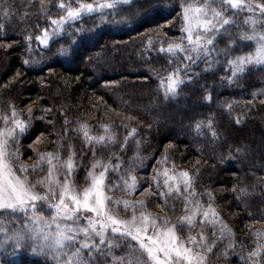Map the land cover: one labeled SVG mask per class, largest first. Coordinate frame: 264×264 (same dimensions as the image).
<instances>
[{
    "label": "trees",
    "instance_id": "1",
    "mask_svg": "<svg viewBox=\"0 0 264 264\" xmlns=\"http://www.w3.org/2000/svg\"><path fill=\"white\" fill-rule=\"evenodd\" d=\"M60 2L0 0V115L10 117L15 109L20 119L30 121L28 130L9 146L19 154L12 160L14 170L25 175L20 170L24 165L26 175H37L49 166L40 163L41 154L58 153V164L67 160L70 149L82 167L97 159L119 163L118 172H109V192L119 201H142L144 206L135 211L159 217L161 224H178L187 193L165 199L160 195L166 191L163 177L160 188L155 177L165 167L176 174L187 172L193 202L205 209L211 205L216 220L201 225L198 216L191 231L186 225L178 227V235L203 233L210 238L215 244L212 264H250L248 253L257 243L264 245V64L246 65L229 82L228 60L256 47L255 41L240 39L242 32L250 31L243 12L227 31L215 35L210 56L201 54L189 62L183 53L169 57L160 48L180 42L182 5L193 0H134L131 8L105 9L103 19L100 12L85 15L66 24L46 47L36 36L45 28L51 31L50 18L64 14L57 6ZM63 2L78 6L77 0ZM256 29L264 31V19ZM61 48L66 50L63 54ZM177 68L184 83L176 95L166 97L160 81ZM209 95L211 101L205 99ZM198 122H203L200 134L195 130ZM82 124L92 136L103 135L107 125L112 140L85 143ZM133 128L135 135L128 137ZM33 165H38L35 171ZM120 173L136 177L131 194L122 181L112 187ZM145 192L147 197H141ZM121 206L124 212L133 211ZM40 210L51 215L44 206ZM0 220L16 227L23 216L18 221L0 215ZM115 244L113 254L126 258L135 245L120 238ZM8 253L0 250V264H21L22 259L27 264H52L30 251L12 256L9 248ZM97 260L110 264L112 255Z\"/></svg>",
    "mask_w": 264,
    "mask_h": 264
},
{
    "label": "snow or ice",
    "instance_id": "2",
    "mask_svg": "<svg viewBox=\"0 0 264 264\" xmlns=\"http://www.w3.org/2000/svg\"><path fill=\"white\" fill-rule=\"evenodd\" d=\"M77 5L65 4L61 0L57 6L64 14L58 19L50 18L51 31L45 28L36 36L37 42L47 47L54 36L63 32L66 24L74 23L83 16L96 12H100L103 19L105 9L114 10L121 5L131 8L134 0H92V2L77 0ZM182 8L184 26L181 31L184 35L179 43H169L167 48L161 46L162 54L172 57L183 53L184 59L189 62L200 59L201 54L205 57L210 56L215 35L221 30L227 31L226 26L231 25L239 13L247 11L251 15L246 17L244 22L250 24L251 28L250 31L242 32L240 39L255 41L256 47L252 53L228 60L232 72L229 82L237 76V73L243 72L246 65L264 64V31L258 32L255 27L264 19V0H193L192 3L182 5ZM229 11L232 13L231 16L227 14ZM9 15L10 13L5 10L4 16ZM28 39L30 41L31 37L29 36ZM185 40L187 46L184 44ZM59 51L63 54L66 50L61 48ZM187 67L186 64L185 68ZM182 75L177 68L169 73L166 79H161L160 88L166 97L177 94L181 84L184 83ZM205 99L211 101V96H206ZM228 107L230 108L231 105ZM0 119L5 122V126L0 128V215L18 221L21 214L23 216L22 223H18L16 227H9L0 220V250L4 253L9 254V248L12 256L30 251L34 256L49 258L52 264H99L97 257L108 255H112L110 264H204V257L196 250V246L205 240L204 236L201 234L199 241L194 236H189L187 241H183L177 235L178 227L186 225L191 231L197 223L198 216L202 217L199 221L201 225L214 223L216 220V213L211 205L205 209L199 202H193L194 193L189 173L176 174L174 170L170 171L165 167L155 177L157 188L161 187L160 179L161 176L163 177V188L166 191L161 190L160 195L165 199L177 193H187L184 201L185 214L179 217L178 224H169L164 220L161 225L160 218H152L148 212H141L137 216L135 209L144 206L142 201L139 204H130L127 200L114 201L117 205L123 204L125 210L133 209L130 220L122 219L109 207L113 201L107 194L110 189L106 184L109 172L119 171L121 167L119 163L95 160L88 171L90 181L88 186L78 190L73 181L68 179L77 167L74 150L70 149L67 160L63 161L59 168L56 163L60 159L58 153L41 154L40 163L47 162L49 165L47 176L37 181L46 189L41 193L27 180V167L20 166L21 172L25 173L24 176L18 175L14 170L12 160L14 157L18 159L19 154L9 150L10 143L18 141L28 130L30 121L20 119L15 109L12 110L10 117L4 116ZM207 126L209 131H212L211 120L208 121ZM202 127L203 122L195 125L197 134H200ZM79 131L85 143L89 145L104 144L112 140L107 125L104 126V134L100 136L90 135L88 126L83 124ZM135 132L133 128L128 132V137L134 136ZM212 134L215 136L214 131ZM37 166L33 165L32 170L35 171ZM60 169H66L62 183L56 178ZM97 169L101 170L97 172ZM120 181L123 182L124 190L128 194L136 190L135 176H125L120 173V180L112 187L118 188ZM181 185H183L182 189ZM42 203H46L50 216L40 210ZM81 220L84 222L81 223ZM109 232L112 234L111 237L108 235ZM118 238H130L131 241H135L127 258L113 254L115 241ZM105 248L107 252L104 251ZM201 251H203L202 247ZM248 257L250 264H264V245L257 243L248 253ZM254 257L257 259H253ZM3 264L10 262L5 260ZM21 264L27 262L22 259ZM33 264H38V261H34Z\"/></svg>",
    "mask_w": 264,
    "mask_h": 264
},
{
    "label": "rangeland",
    "instance_id": "3",
    "mask_svg": "<svg viewBox=\"0 0 264 264\" xmlns=\"http://www.w3.org/2000/svg\"><path fill=\"white\" fill-rule=\"evenodd\" d=\"M249 15H251L250 13H248L247 11H244L242 13V20L243 22L245 21V18L248 17ZM245 24V22H244ZM258 23L256 24L255 27H257ZM245 26H248L249 28H251V25L250 24H245ZM211 35V34H209ZM1 117V115H0ZM5 126V122L3 119H0V128H3ZM10 146V145H9ZM98 160V159H97ZM95 160L91 161V163H89L88 165H85L84 167H82V165L80 166V164H76L77 167H76V170L74 172V174L71 176V177H68V179H70L71 181H73L74 183V186L78 189V190H83L85 187L88 186L89 184V178H88V171L91 169V166L93 164ZM109 161L107 162H104V163H108ZM61 163H58L57 166L59 168V165ZM49 167V166H48ZM48 167L42 172V173H39L37 175H27V180L29 181L30 184H33L35 185L36 187V190L43 193L46 189L43 185L41 184H38L37 181L39 180H42L44 177L47 176L48 174ZM82 170V172H81ZM101 169H97L96 171L99 172ZM66 171V169H60L57 174H56V178L62 183L65 179V176H64V172ZM111 172V171H110ZM18 175H21V176H24L20 173L17 172ZM108 179V177H107ZM107 179H106V184H107ZM55 187V185H54ZM57 191V195L59 193V189L57 188L56 189ZM109 196L112 197V201L110 204H109V207L112 209L113 212H115L117 215H119L122 219H131L132 216H133V211L129 212V211H123L122 206L121 204L117 205L116 203H114V201H117L118 199H116L115 197L112 196V194L108 191L107 193ZM141 197H147V193L145 192ZM41 206H44L45 208H47V205L46 203H42ZM142 211H135V214L137 216H139V214L141 213ZM152 218H154L152 216ZM84 221L81 220V223H83ZM161 224V223H160ZM169 224H175V223H169ZM162 225V224H161ZM149 232H151V229H149ZM203 235L205 240L203 242H201L200 244H198L196 246V250L200 253V255H202L204 257V264H212L210 261V258H211V252L213 250V247H214V242L208 238L205 234L203 233H196V234H188L186 236H180L177 235L180 237L181 240L183 241H187L189 236H194L197 238V240L199 241V238H200V235ZM109 237H111V233L109 232L108 233ZM119 239V238H118ZM117 240V239H116ZM121 240V239H120ZM126 240H130V238H126ZM133 243H135V241H132ZM116 243V241H115ZM190 247L192 246L191 244L189 245ZM201 247L203 248V251H201ZM210 249V250H209Z\"/></svg>",
    "mask_w": 264,
    "mask_h": 264
}]
</instances>
